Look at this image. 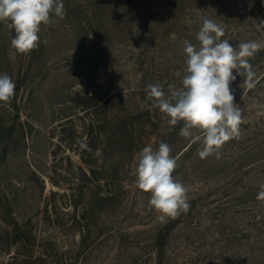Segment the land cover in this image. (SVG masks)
<instances>
[{
	"label": "rangeland",
	"instance_id": "1",
	"mask_svg": "<svg viewBox=\"0 0 264 264\" xmlns=\"http://www.w3.org/2000/svg\"><path fill=\"white\" fill-rule=\"evenodd\" d=\"M62 2L65 18L41 25L38 47L30 53H18L11 46L14 30L0 23V74L16 85L11 102H0V250L6 246L4 218L11 213L37 237L41 264H157L155 236L171 218H157L151 194L136 187L135 170L144 147L164 142L178 162L174 178L196 204L177 217L163 264H264V201L257 215L254 174L223 161L231 148L223 145L219 159H201V143L185 151L191 138L179 135L183 122L170 126L159 110L150 121L133 119V152H97L99 163L117 176L119 203L87 218L84 203L94 182L78 153L92 118L90 97H109L112 78V109L94 117L107 134L113 113L130 117L147 107V85L181 86L184 41L198 43L203 19L224 27L221 39L251 41V11L264 10V0ZM9 255L2 252L0 259L7 262Z\"/></svg>",
	"mask_w": 264,
	"mask_h": 264
},
{
	"label": "clouds",
	"instance_id": "2",
	"mask_svg": "<svg viewBox=\"0 0 264 264\" xmlns=\"http://www.w3.org/2000/svg\"><path fill=\"white\" fill-rule=\"evenodd\" d=\"M65 16L62 0H0V23L14 30L11 46L21 54L38 47L41 25L50 24L53 17L62 20ZM256 28L264 29V20L256 23ZM224 35L223 26L203 19L195 37L198 43L184 41L186 68L181 86L169 84L165 90L162 83L149 84L142 105L149 111L158 109L170 126L183 122L179 135L202 144L197 150L201 159L210 155L219 159L223 145L241 137L242 112L234 103L230 84L241 76L248 89L255 87L256 72L249 60L264 49V41L256 40L234 47L221 39ZM15 89L13 79L7 73L0 74V102L10 103ZM171 151L164 142L156 149L144 147L138 153L135 170L136 187L151 194L149 205L161 222L186 214L190 208L189 189L173 176L178 162ZM256 199L264 201V184L259 186Z\"/></svg>",
	"mask_w": 264,
	"mask_h": 264
},
{
	"label": "trees",
	"instance_id": "3",
	"mask_svg": "<svg viewBox=\"0 0 264 264\" xmlns=\"http://www.w3.org/2000/svg\"><path fill=\"white\" fill-rule=\"evenodd\" d=\"M253 20L250 24L251 30L256 35L253 40L264 41V29L258 31L256 23L264 20V10L262 8L252 10ZM230 40L229 42L235 47L241 42H248V39H243L241 42ZM240 41V40H239ZM249 62L256 72V84L252 89H248L243 84L244 78L237 76L236 80L231 82L230 89L234 95V103L238 105L242 112V117L247 116L248 122H243L240 126L241 137L232 139L224 144L225 148H231L234 152L230 156H224L225 164L236 165V171L245 169V173H253L255 182L252 185L254 193V201L256 203L255 210L257 215L262 214L261 204L256 199L259 192V186L264 184V49L260 50ZM233 74L236 75L235 70ZM107 94H111L105 100L91 98L89 107L93 109L91 122L87 126V138L81 140L78 144L79 155L81 160L90 167V182L94 185L90 187L87 193L86 201L84 203L83 217L87 218L90 213H95L104 208L114 207L119 203L120 191L116 185L117 176L111 174L106 163H99L98 150L101 154L108 152L111 156L117 153L121 147H127L131 152L137 147L135 144L133 119L151 120L152 113L158 109L148 110L147 107L138 110L130 117H118L112 114L109 117L108 123L111 124V132L106 133L105 125L98 124L97 117L102 111H109L112 109V102L114 101L115 82L113 78L108 84ZM256 106L263 107L257 109ZM114 109V108H113ZM105 139V140H104ZM104 143V146L102 145ZM106 143V145H105ZM198 143H190L185 149L190 151L196 149ZM86 145L87 147H82ZM113 157V156H112ZM118 168L112 165V170ZM86 175L87 173L84 172ZM190 204L189 211L191 213L195 208L196 201L188 199ZM7 227L4 228L1 238L6 242V246L0 250L1 253L10 254L7 262L0 259V264H41L44 259L43 252H36L37 237L28 232L27 229L15 219L10 213L5 218ZM179 218L171 219L166 224L158 229L154 240V248L156 252L157 264H163L166 256L168 239L171 232L178 223ZM258 230L262 226H258ZM259 241H261L259 239ZM13 247L16 249L13 250ZM0 253V254H1Z\"/></svg>",
	"mask_w": 264,
	"mask_h": 264
}]
</instances>
